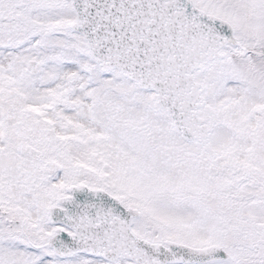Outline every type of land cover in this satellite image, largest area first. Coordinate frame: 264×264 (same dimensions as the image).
Returning a JSON list of instances; mask_svg holds the SVG:
<instances>
[{
  "label": "snow or ice",
  "instance_id": "obj_1",
  "mask_svg": "<svg viewBox=\"0 0 264 264\" xmlns=\"http://www.w3.org/2000/svg\"><path fill=\"white\" fill-rule=\"evenodd\" d=\"M0 264H264V0H0Z\"/></svg>",
  "mask_w": 264,
  "mask_h": 264
}]
</instances>
